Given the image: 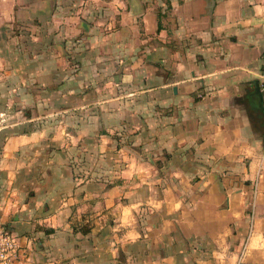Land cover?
<instances>
[{
  "label": "crops",
  "instance_id": "1",
  "mask_svg": "<svg viewBox=\"0 0 264 264\" xmlns=\"http://www.w3.org/2000/svg\"><path fill=\"white\" fill-rule=\"evenodd\" d=\"M263 76L264 0H0L13 264H264Z\"/></svg>",
  "mask_w": 264,
  "mask_h": 264
},
{
  "label": "built area",
  "instance_id": "2",
  "mask_svg": "<svg viewBox=\"0 0 264 264\" xmlns=\"http://www.w3.org/2000/svg\"><path fill=\"white\" fill-rule=\"evenodd\" d=\"M260 86L264 89V76ZM264 170V149L260 156V162L257 172L251 182L253 192L256 193L261 173ZM20 246L17 237L6 230L4 225L0 224V264H13L19 257ZM246 254V245L243 244L237 254L236 264H242Z\"/></svg>",
  "mask_w": 264,
  "mask_h": 264
},
{
  "label": "water",
  "instance_id": "3",
  "mask_svg": "<svg viewBox=\"0 0 264 264\" xmlns=\"http://www.w3.org/2000/svg\"><path fill=\"white\" fill-rule=\"evenodd\" d=\"M251 97L258 98L260 105L262 106L263 97L258 83H254V91L250 95Z\"/></svg>",
  "mask_w": 264,
  "mask_h": 264
},
{
  "label": "trees",
  "instance_id": "4",
  "mask_svg": "<svg viewBox=\"0 0 264 264\" xmlns=\"http://www.w3.org/2000/svg\"><path fill=\"white\" fill-rule=\"evenodd\" d=\"M5 228H6L7 231H9V232L12 233L13 235H15L12 231L9 230L8 227H5ZM82 233L84 234V233H86V231H82ZM15 236H16V235H15Z\"/></svg>",
  "mask_w": 264,
  "mask_h": 264
}]
</instances>
